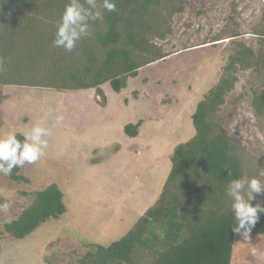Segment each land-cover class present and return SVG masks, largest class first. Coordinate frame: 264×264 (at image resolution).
<instances>
[{"label":"rangeland","instance_id":"1","mask_svg":"<svg viewBox=\"0 0 264 264\" xmlns=\"http://www.w3.org/2000/svg\"><path fill=\"white\" fill-rule=\"evenodd\" d=\"M172 32L156 43L170 54L139 69L125 89L56 91L0 84V136L40 123L50 131L44 156L18 168L22 180L0 174V264H75L88 244L118 239L157 197L172 148L193 135L190 114L219 79L235 41L264 54V0H184ZM233 33H239L234 38ZM221 106L223 128L264 166V124L251 108L264 88V68L237 69ZM58 115L63 116L59 123ZM141 120L136 137L123 126ZM21 140L23 136L19 137ZM257 179L264 185V171ZM55 184L66 211L20 239L4 223L17 218L35 191ZM2 199V201H1ZM230 264H264V232L237 235Z\"/></svg>","mask_w":264,"mask_h":264},{"label":"trees","instance_id":"2","mask_svg":"<svg viewBox=\"0 0 264 264\" xmlns=\"http://www.w3.org/2000/svg\"><path fill=\"white\" fill-rule=\"evenodd\" d=\"M67 2L0 0L1 85L92 89L97 103L105 106L102 85L119 93L140 68L170 54L156 41L172 32V17L185 7L184 0H116V11L101 8L102 19L90 21V34L67 52L53 45ZM260 68L264 54L235 41L219 79L190 114L193 135L168 155L170 167L154 202L118 239L108 245L89 243L75 264H230L235 237L241 234L233 231L226 187L242 176L257 178L264 166L227 134L220 110L233 88L235 70ZM250 104L256 120L264 124V88L253 93ZM140 125V119L127 123L123 132L135 137ZM18 171L14 168L9 180H22ZM32 194L18 217L4 223L8 238H23L66 211L55 184ZM251 203L264 207V194H254ZM263 232L264 213H259L249 234Z\"/></svg>","mask_w":264,"mask_h":264},{"label":"clouds","instance_id":"3","mask_svg":"<svg viewBox=\"0 0 264 264\" xmlns=\"http://www.w3.org/2000/svg\"><path fill=\"white\" fill-rule=\"evenodd\" d=\"M101 8L107 12H115L116 0H68L56 25L54 47L67 52L73 51L77 42L90 34L89 22L102 19ZM4 70V61L0 58V72ZM62 120V115L56 117L57 123ZM50 134L47 128L37 123L30 130L19 134L23 136L22 140L16 132L0 136V174L9 176L14 168L39 161L48 146L45 137ZM254 194H264V185L256 177L232 179L226 187V195L232 201L231 210L235 220L233 231L243 237L248 236L259 219V213H264V207L252 205ZM9 207L7 201L0 203V212H7Z\"/></svg>","mask_w":264,"mask_h":264},{"label":"crops","instance_id":"4","mask_svg":"<svg viewBox=\"0 0 264 264\" xmlns=\"http://www.w3.org/2000/svg\"><path fill=\"white\" fill-rule=\"evenodd\" d=\"M106 100H107V99H106ZM107 101H108V100H107ZM101 107H103V108H104L105 106H101ZM136 121H137V120H136ZM136 121H135V122H136ZM135 122H133V123H135ZM141 126H142V125H140V127H139L140 129H141ZM135 137H136V136H135Z\"/></svg>","mask_w":264,"mask_h":264}]
</instances>
